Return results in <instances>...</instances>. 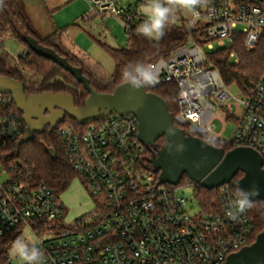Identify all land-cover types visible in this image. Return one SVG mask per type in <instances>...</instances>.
<instances>
[{"label": "built area", "instance_id": "2783aa9c", "mask_svg": "<svg viewBox=\"0 0 264 264\" xmlns=\"http://www.w3.org/2000/svg\"><path fill=\"white\" fill-rule=\"evenodd\" d=\"M83 1L88 5L83 21L113 17L126 36L145 19L137 10L145 0L126 5L125 0ZM198 11L195 23L190 14L177 12L185 20L187 40L146 66L154 77L147 87L175 83L180 94L174 125L207 143L223 142L212 138L218 134V114L223 113L224 121L235 126L226 143L255 151L264 164V68L245 100L234 104L229 87L209 60L216 49H232L236 41L246 52L264 44V0H207ZM229 57L238 63L233 50ZM12 103L11 96L0 95V149L25 133ZM58 134L83 187L89 196L102 200L92 216L64 224L65 208L51 189L17 181L0 166V177H5L0 181V237L16 229L19 234L28 229L36 238L42 232H58L40 240L45 264H223L248 246L253 231L248 210L235 221L225 215L234 198L233 182L218 188L219 208L189 216L178 186L159 185V174L146 167L147 149L138 139L134 116L110 115L83 126L65 124Z\"/></svg>", "mask_w": 264, "mask_h": 264}, {"label": "trees", "instance_id": "16d2710c", "mask_svg": "<svg viewBox=\"0 0 264 264\" xmlns=\"http://www.w3.org/2000/svg\"><path fill=\"white\" fill-rule=\"evenodd\" d=\"M137 26V24L132 26L127 36L128 43L125 48L112 49L102 46L114 65L113 73L110 76L101 73L100 69L91 61H82L90 69L89 73L83 63L71 54V49L63 41L62 30L56 29L49 36L40 37L30 30L19 10L18 0H0V33L8 35L24 49L19 57L20 69L8 67L5 59L0 57V76L22 83L26 96L44 93L68 94L73 98L75 106L81 107L88 97L83 86L78 84L69 73L51 61L31 52L26 44L22 42V38L25 36L32 37L41 46L53 50L57 55L65 58L70 65L80 69L95 92L110 94L117 86L125 83L122 73L129 62H139L146 68L149 63L166 58L187 40L186 23L178 13L175 16L174 23L170 24L165 30L166 34L160 41L137 35L135 31ZM193 39L195 42L197 41L196 36ZM232 50L238 58L237 64L232 63L229 57ZM1 54L7 55L4 52ZM209 60L219 71L222 81L227 87L236 86L244 94H249L254 89L264 68V44H259L257 50L253 52H246L242 44L236 41L232 49H219L211 53ZM23 70L34 73L38 79L27 84L22 73ZM144 89L147 93H153L165 102L172 118L176 116L177 99L180 92L175 83H167L157 89H150L145 86ZM11 108L20 116L23 122L22 114L16 110L13 103ZM65 124L77 125L74 121L65 117L64 121L53 130L47 128L42 134H35L33 140L21 145L16 156L14 155V144L8 145L5 149H0V166L5 168L9 175L17 181L28 182L33 185H44L57 196L64 193L75 178L79 179L61 149L58 130ZM182 131L186 136H192L189 129L183 128ZM209 144L221 148L225 152L233 149L226 142H212ZM163 145V138L156 141L158 150ZM145 156L146 167L151 169L152 166L149 164L151 155L146 151ZM241 177L242 174L239 173L232 180L234 188L237 187V182ZM183 184H192L186 175H183L179 183V185ZM195 198L203 213H210L219 208V189L207 191L200 186H196ZM248 212L253 228L252 237L248 242V246H250L254 243L256 237L264 231V202H254V207L249 209ZM18 236H20L19 230L16 229L4 237H0V264H11L8 250L11 243Z\"/></svg>", "mask_w": 264, "mask_h": 264}, {"label": "water", "instance_id": "95a60500", "mask_svg": "<svg viewBox=\"0 0 264 264\" xmlns=\"http://www.w3.org/2000/svg\"><path fill=\"white\" fill-rule=\"evenodd\" d=\"M22 42L35 55L51 61L69 73L88 94L81 107H76L68 94L44 93L26 96L24 85L0 76V95H9L16 110L22 114L24 135L14 144V155L19 147L42 134L53 130L65 117L83 126L93 121L106 120L110 115H132L138 122V139L151 155L153 172L158 173L159 185L178 186L183 175L195 186L211 191L230 183L239 173L237 186L259 194L254 202H264V168L262 158L248 148H235L225 152L177 128L165 102L144 87L133 89L126 83L117 86L110 94H99L89 85L82 71L73 67L53 50L43 47L32 37ZM164 139L158 150L156 141ZM223 264H264V231L253 244L230 255Z\"/></svg>", "mask_w": 264, "mask_h": 264}, {"label": "rangeland", "instance_id": "374dc122", "mask_svg": "<svg viewBox=\"0 0 264 264\" xmlns=\"http://www.w3.org/2000/svg\"><path fill=\"white\" fill-rule=\"evenodd\" d=\"M30 1V3H26V8L24 7L26 12L23 8L22 9L27 18V24L34 34L46 37L52 34L56 29H60L63 31V41L68 43V46L75 50L71 49V54L76 56L80 62L91 61L105 76H110L113 73V62L102 46L104 45L112 49H122L127 46L128 42L125 30L118 20L110 16H96L88 21H83L84 16L88 12V5L83 0ZM126 4H133V0H125L122 2V5ZM141 6V4H137L139 15H141ZM52 10L55 11L52 12ZM217 50L219 49L215 51ZM255 50H257V48ZM2 52L7 55L4 56L1 54ZM20 53V45L12 39L4 42L3 50L0 49V57L5 59V63L8 67L14 69H20ZM230 59L231 62L234 63L235 58ZM83 65L86 71L90 73V69L86 67V64L83 63ZM22 73L27 84L35 82L38 79L34 73H30L27 70H23ZM229 91L236 100L233 101L234 104H237V101L245 100V94L238 87L229 86ZM218 118L221 122L215 123L218 134L213 135L212 138L213 140L229 142L232 139L235 126L232 123L225 122L224 115L221 112H219ZM0 181H5V177H0ZM178 192L187 201L186 213L189 216L193 217L201 212L198 201L195 198V185H179ZM58 199L65 208V220L63 223L67 225L74 223L82 217L92 216L96 212L97 207H99L97 204H99V202L102 203L101 198H92L89 196L78 178L74 179L64 193L58 195ZM64 224L61 223L59 226L63 227ZM51 233L42 232L38 234L37 237L39 240H47L57 235L58 232L51 231ZM22 235L36 239L28 229H24L20 236ZM9 259L11 264H19L18 261L13 260L10 256Z\"/></svg>", "mask_w": 264, "mask_h": 264}, {"label": "clouds", "instance_id": "9594fccd", "mask_svg": "<svg viewBox=\"0 0 264 264\" xmlns=\"http://www.w3.org/2000/svg\"><path fill=\"white\" fill-rule=\"evenodd\" d=\"M206 2L207 0H145L140 8V13L145 19L135 31L137 35L160 41L166 34L165 30L174 23L178 11L190 14L195 23L200 16L198 9L204 7ZM122 76L124 82L133 89L154 83V77L139 62H129ZM258 194L255 189L245 190L237 186L225 215L233 221L238 220L240 214L254 207V197ZM39 243V238L18 236L11 243L9 256L19 264H45V253Z\"/></svg>", "mask_w": 264, "mask_h": 264}, {"label": "crops", "instance_id": "0c3cea01", "mask_svg": "<svg viewBox=\"0 0 264 264\" xmlns=\"http://www.w3.org/2000/svg\"><path fill=\"white\" fill-rule=\"evenodd\" d=\"M21 0H18V7H19V10H20V12H21V14L23 15V17L25 18V20H26V22H28L27 21V18H26V16H25V14H24V11H23V9H24V7L26 8V3H30L31 1L30 0H22L21 2H20ZM62 1H65V0H62ZM23 8V9H22ZM25 10V12H26V9H24ZM55 10H52V12H54ZM48 12H50V11H48ZM39 36V35H38ZM41 37V36H40ZM9 39H11L8 35H5V34H1L0 33V49H2L3 50V43L4 42H6V41H8ZM13 40V39H12ZM67 44V47H69L70 49H73V48H71L70 46H68V43H66ZM21 47V46H20ZM74 50V49H73ZM23 51H24V49L21 47V53H20V55L23 53ZM75 51V50H74ZM9 257V256H8ZM10 260V259H9ZM10 263H11V261H10Z\"/></svg>", "mask_w": 264, "mask_h": 264}]
</instances>
